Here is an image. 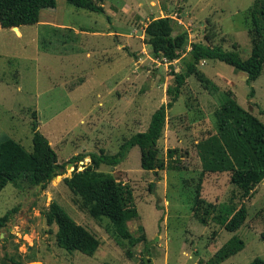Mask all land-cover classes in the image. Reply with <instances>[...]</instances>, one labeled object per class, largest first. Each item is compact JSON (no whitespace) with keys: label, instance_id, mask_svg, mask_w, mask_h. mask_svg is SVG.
<instances>
[{"label":"rangeland","instance_id":"374dc122","mask_svg":"<svg viewBox=\"0 0 264 264\" xmlns=\"http://www.w3.org/2000/svg\"><path fill=\"white\" fill-rule=\"evenodd\" d=\"M96 1L105 12L57 0L55 8L41 11L37 24L0 25V142L14 139L32 151L36 120L58 161L67 163L46 188L21 180L22 188L9 183L1 192L0 216L16 211L0 227V264H140L146 245L137 244L128 256L108 231L110 221L84 210L64 179L76 166L81 170L90 163V152L115 154L125 140L147 130L167 99L172 68L185 69L191 43L237 50L243 59L251 55L254 0ZM164 16L173 19L174 34L186 32L189 38L172 62L155 58L146 40L147 24ZM199 68L210 83L188 79L158 142L168 167L144 170L136 146L121 164L101 170L132 187L140 218L128 224L133 232L144 226L153 264H210L234 235L245 247L220 264H250L264 258V179L245 199L248 217L234 232L194 213L195 185L188 194L185 179L198 180L203 171L202 197L208 202L220 204L239 194L231 183L235 163L220 138L216 111L233 97L249 113L247 135L264 134V69L248 83L246 72L221 60H203ZM78 154L84 157L70 161ZM54 201L100 239L93 256L59 246L58 226L47 220Z\"/></svg>","mask_w":264,"mask_h":264},{"label":"trees","instance_id":"16d2710c","mask_svg":"<svg viewBox=\"0 0 264 264\" xmlns=\"http://www.w3.org/2000/svg\"><path fill=\"white\" fill-rule=\"evenodd\" d=\"M71 4L90 11L105 12L104 7L96 0H68ZM57 0H0V25L3 28L21 27L37 24L41 11L45 8H55ZM251 26L249 35L252 43L251 55L243 59L237 50H227L220 45H207L201 41L191 43V48L185 56V69L171 70V78L167 83L166 101L151 116L147 130L134 134L125 140L115 154H108L104 149L100 153L90 152L91 161L82 170L75 167L65 183L78 197L80 206L94 219L104 218L110 221L108 231L116 242L127 248V255L132 257L134 246L139 243L146 245L145 254L140 264H153L150 256L148 237L143 225L133 232L129 221L139 219L140 213L134 202L133 189L128 183L118 181L110 173L101 170L102 165L117 166L128 156L130 150L139 147L141 151V166L144 170L157 171L168 167L166 159L160 156L158 142L162 136L167 115L170 109L179 101L182 89L191 76H196L208 85L209 79L199 68L203 60H221L235 69L248 75V83L258 79L264 69V0H254L249 10ZM146 40L152 47L155 58L174 61L182 56V49L188 43L186 32L174 34L173 19L169 16L150 21L146 28ZM254 94L252 89L250 95ZM36 114V113H35ZM248 111L238 101L230 97L216 111V119L220 138L235 163L231 174V183L236 186L239 194L233 193L228 201L220 204L208 202L202 197V185L205 173L195 178L185 179L190 187L195 185L192 193L193 211L201 216L205 223L210 219L220 224L230 232L237 231L248 217V207L245 199L251 198L256 187L264 179V134L252 139L245 128L249 120ZM244 129V130H243ZM175 150L168 152L170 160H174ZM81 154L70 161L81 159ZM67 163H60L50 140L39 130L38 122L33 121V150L28 151L20 142L7 139L0 142V194L12 183L22 188L21 180L32 185L46 188L51 180L62 174ZM173 168H177L172 165ZM192 190V189H191ZM9 210L0 216V227L7 225L12 213ZM50 225L56 224L57 241L60 247L67 251H80L93 256L100 247V239L85 226L79 224L67 210L58 202L50 205L47 213ZM264 241V230L261 232ZM245 247V241L238 235L226 241L209 260L210 264H220L231 256L239 253ZM250 264H264V258L255 257Z\"/></svg>","mask_w":264,"mask_h":264},{"label":"water","instance_id":"95a60500","mask_svg":"<svg viewBox=\"0 0 264 264\" xmlns=\"http://www.w3.org/2000/svg\"><path fill=\"white\" fill-rule=\"evenodd\" d=\"M71 165H72V163L69 164V166H71ZM81 170H82V169H81Z\"/></svg>","mask_w":264,"mask_h":264}]
</instances>
